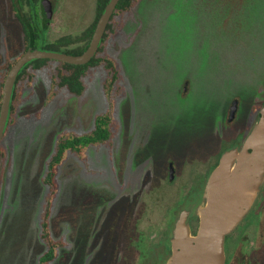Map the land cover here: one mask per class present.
<instances>
[{"label":"rangeland","instance_id":"obj_1","mask_svg":"<svg viewBox=\"0 0 264 264\" xmlns=\"http://www.w3.org/2000/svg\"><path fill=\"white\" fill-rule=\"evenodd\" d=\"M41 1L38 18L32 13L38 46L80 34L95 18L96 0H51L46 30ZM115 20L123 27L105 47L127 94L117 105L114 140L90 147L84 160L70 154L59 169L50 225L67 246L54 264H164L180 211L195 215L203 201L202 190L188 198L208 159L238 141L253 106L264 100V0H139ZM23 46L12 0H0V62ZM56 65L36 73L2 139L10 162L0 164V264H39L42 177L56 137L90 131L107 108L102 68L89 70L82 96L64 89L50 98ZM234 98L237 117L225 126ZM169 161L176 166L172 182ZM249 221L256 233L239 239L240 261L233 264H264V183L257 208L235 235Z\"/></svg>","mask_w":264,"mask_h":264},{"label":"trees","instance_id":"obj_2","mask_svg":"<svg viewBox=\"0 0 264 264\" xmlns=\"http://www.w3.org/2000/svg\"><path fill=\"white\" fill-rule=\"evenodd\" d=\"M39 1L40 0H12V8L23 33L24 46L20 56L29 49L64 52L72 55L82 54L88 48L97 21L110 0H96L95 18L80 34L64 35L49 43L43 41L41 46H38V41L40 39L38 28L32 23V13H35V16L38 18L37 7ZM138 2L139 0L119 1L100 42L99 49L88 63L74 65L51 59H34L28 62L18 74V81L13 88L11 96L5 135L9 127L16 123V116L24 99L23 94L27 88L32 86L36 73L39 70L50 67L51 63L57 64L51 74L50 98L64 89L73 95L82 96L87 89L86 78L89 70L92 68H102L104 71L102 85L107 100L106 110L96 114L94 117V126L88 132L74 133L68 130L61 131L56 137L54 150L46 161V169L42 177V182L46 185L47 192L40 214L39 231V237L44 243L45 248L39 256V264H54L59 257L60 250L67 246V241L63 237L55 238L53 236L50 225L54 202L59 193L60 183L58 174L60 167L66 162L70 154L84 160L90 147L111 143L117 133L119 125L117 119V105L120 100L125 98L127 89L123 84V75L119 63L114 57L108 55L105 45L107 40L117 36L123 27L124 21H116L115 17L127 15L135 8ZM26 4L31 10L30 14H28L25 8ZM43 27L47 30V24L43 23ZM13 63L14 61H11L9 65ZM262 105H264V100H258L256 105L253 106L252 115H254V117L246 124L244 136L247 135L254 124L258 116V111ZM9 162V147L1 141L0 164L5 165ZM195 218L198 219L197 216ZM167 247L170 253L171 246L169 239H167Z\"/></svg>","mask_w":264,"mask_h":264},{"label":"water","instance_id":"obj_3","mask_svg":"<svg viewBox=\"0 0 264 264\" xmlns=\"http://www.w3.org/2000/svg\"><path fill=\"white\" fill-rule=\"evenodd\" d=\"M119 1L108 2L97 21L89 46L82 54L29 49L15 61L7 75L0 106V143L5 135L13 86L20 70L34 59H51L74 65L88 63L98 51ZM41 7L44 23L48 25L54 13L52 1L42 0ZM238 107L239 100L234 98L229 107L228 123L235 119ZM258 114L242 145L225 150L209 174L203 189V201L195 211L199 219L195 233L189 221L191 210L180 211L171 229V252L164 264H225V238L250 212L264 183V105ZM174 173L171 163V180Z\"/></svg>","mask_w":264,"mask_h":264},{"label":"flooded vegetation","instance_id":"obj_4","mask_svg":"<svg viewBox=\"0 0 264 264\" xmlns=\"http://www.w3.org/2000/svg\"><path fill=\"white\" fill-rule=\"evenodd\" d=\"M41 12H42V9H41ZM13 13H14V11H13ZM14 16L17 19L15 13H14ZM41 19L43 20V14H42V18ZM19 56H20V54L18 56L14 57V58H9L8 57V58H6L5 61L3 60V61L0 62V106L2 105L3 91H4V85H5V81H6L7 75L9 73L12 65L19 58ZM11 61H14V63L12 65H9L11 63ZM17 81H18V76H17V79H16V81L14 83L13 88L15 87V84H16ZM236 117H237V114H236ZM236 117H235V119H236ZM235 119L231 123H228L227 122V118H226L225 126L226 125H231L235 121ZM249 131H248V133H249ZM236 135H237V137H239L237 139L238 141H236V143L233 146L229 147V148L241 146L243 141H244V139H245V137L247 136V135L244 136V131L241 132V130L238 131ZM229 148H225V149L223 148L220 151L215 152L214 155H212V157L208 159L207 166H206V172H204V174H202V176L200 177L201 179L198 182H196L195 186L192 188L193 189L192 190L193 191L192 192V196H190L188 198V200H192V201L195 200L197 193L200 190H202V192H203V189H204V186H205V183H206V180H207L209 174L211 173V171L219 163V160H220V157H221L222 153L225 150L229 149ZM171 163L174 166L175 172H176V166H175L173 161H169V163H168V174H169V180L172 182V181H174V178L172 180L170 179V164ZM174 176H175V173H174ZM257 203H258V199L256 200V202H255L254 206L252 207V209L250 210V212L243 219V221L235 228V230L233 232H231L229 235L226 236L225 242H224L225 264L238 263L240 261V259H239L240 252L238 251L239 239L241 237L247 238L250 235L256 233V226L257 225L254 222H250L249 221L248 223H246L244 225L242 231H240V234L239 235L236 234L237 236L235 235V233L237 232L238 228L243 223H245V221H246L247 217L249 216V214H251L253 212V210H255V208H257ZM256 214H257V219L260 221L261 220V214L255 213V215ZM195 217H196V215H193V214H190V216H189V221H190V223L192 225L193 233H195L197 231V227H198V224H199V219H196ZM169 241H170V238H169ZM229 243L235 244L234 248H231V247L227 248V246H229ZM170 250H171V247H170ZM249 257H252V256L249 255ZM248 262H251L250 259H249Z\"/></svg>","mask_w":264,"mask_h":264}]
</instances>
